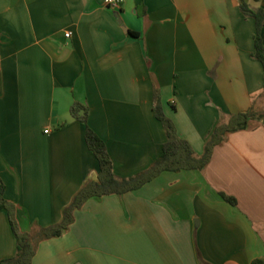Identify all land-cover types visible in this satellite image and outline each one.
<instances>
[{
	"label": "crops",
	"instance_id": "0c3cea01",
	"mask_svg": "<svg viewBox=\"0 0 264 264\" xmlns=\"http://www.w3.org/2000/svg\"><path fill=\"white\" fill-rule=\"evenodd\" d=\"M246 1L264 9V0ZM254 34L239 0H0V180L22 231L59 223L99 174L74 102L87 107L118 177L145 171L162 152L155 90L196 155L216 125L255 114L225 132L203 168L88 198L60 236L38 243L31 264L264 259V74ZM15 251L0 208V260Z\"/></svg>",
	"mask_w": 264,
	"mask_h": 264
},
{
	"label": "trees",
	"instance_id": "16d2710c",
	"mask_svg": "<svg viewBox=\"0 0 264 264\" xmlns=\"http://www.w3.org/2000/svg\"><path fill=\"white\" fill-rule=\"evenodd\" d=\"M239 6L244 15L254 20L255 34L252 57L260 61L264 74V43L261 38V30L264 27V9L252 8L246 0H239ZM69 112L72 118L86 125L85 142L98 161L99 174L96 179L86 182L74 195L71 203L63 210V217L59 223L48 227H39L30 232L22 231L18 227L14 219L13 209L2 197L4 185L0 180V208L7 209L10 225L16 238L15 254L0 260V264H31L38 243L48 238L60 236L72 223L73 211L80 208L88 198L133 191L162 171L203 168L210 158L212 148L222 141L226 131L245 128L248 125V121L255 117L254 111L250 108L235 115L228 126L216 125L206 140L203 153L196 155L190 144L177 134L172 120L165 115L159 93L155 90L153 93L152 113L161 122L166 135V140L162 145V152L145 171L130 177H118L113 171L112 161L104 141L87 125V107L81 103L74 102ZM221 196L234 204L232 197L223 193ZM250 264H264V259L255 258Z\"/></svg>",
	"mask_w": 264,
	"mask_h": 264
},
{
	"label": "built area",
	"instance_id": "2783aa9c",
	"mask_svg": "<svg viewBox=\"0 0 264 264\" xmlns=\"http://www.w3.org/2000/svg\"><path fill=\"white\" fill-rule=\"evenodd\" d=\"M123 0H106V4L111 7H117ZM66 36H69L70 33H66Z\"/></svg>",
	"mask_w": 264,
	"mask_h": 264
}]
</instances>
